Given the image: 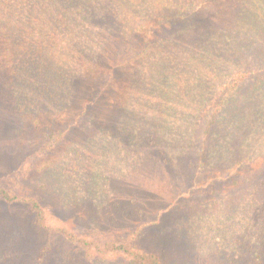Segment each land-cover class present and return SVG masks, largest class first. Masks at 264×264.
Instances as JSON below:
<instances>
[{
  "label": "trees",
  "instance_id": "obj_1",
  "mask_svg": "<svg viewBox=\"0 0 264 264\" xmlns=\"http://www.w3.org/2000/svg\"><path fill=\"white\" fill-rule=\"evenodd\" d=\"M0 91L22 122L62 126L43 154L78 135L96 164L194 163L238 188L236 228L264 221V0H0ZM0 201L26 206L74 264H168L136 232H76L1 177Z\"/></svg>",
  "mask_w": 264,
  "mask_h": 264
},
{
  "label": "rangeland",
  "instance_id": "obj_2",
  "mask_svg": "<svg viewBox=\"0 0 264 264\" xmlns=\"http://www.w3.org/2000/svg\"><path fill=\"white\" fill-rule=\"evenodd\" d=\"M49 123L22 122L0 91L1 179L16 193L37 198L69 228L101 240L136 232L137 247L168 264H264V221L257 215L251 226L236 228L241 214L231 216L227 207L236 204L238 188L230 180L194 176V163L180 164L184 178L176 165L143 164L137 173L130 158L96 164L86 160L84 144L75 143L78 135L43 154L49 132L62 128ZM33 220L26 206L0 201L2 264H69L67 256L74 264L73 249ZM96 264L127 263L108 258Z\"/></svg>",
  "mask_w": 264,
  "mask_h": 264
}]
</instances>
